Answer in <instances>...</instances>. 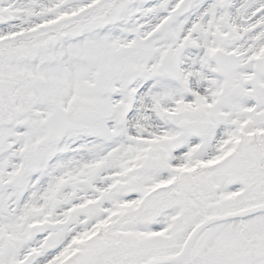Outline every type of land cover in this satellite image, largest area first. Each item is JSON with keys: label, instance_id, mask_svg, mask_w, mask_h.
Returning a JSON list of instances; mask_svg holds the SVG:
<instances>
[{"label": "snow or ice", "instance_id": "6c2138e0", "mask_svg": "<svg viewBox=\"0 0 264 264\" xmlns=\"http://www.w3.org/2000/svg\"><path fill=\"white\" fill-rule=\"evenodd\" d=\"M0 264H264V0H0Z\"/></svg>", "mask_w": 264, "mask_h": 264}]
</instances>
